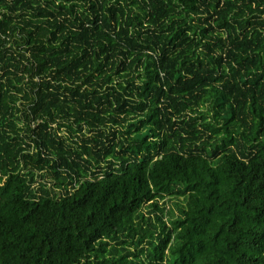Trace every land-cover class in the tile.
Here are the masks:
<instances>
[{"label": "trees", "instance_id": "16d2710c", "mask_svg": "<svg viewBox=\"0 0 264 264\" xmlns=\"http://www.w3.org/2000/svg\"><path fill=\"white\" fill-rule=\"evenodd\" d=\"M0 264H264V0H0Z\"/></svg>", "mask_w": 264, "mask_h": 264}, {"label": "rangeland", "instance_id": "374dc122", "mask_svg": "<svg viewBox=\"0 0 264 264\" xmlns=\"http://www.w3.org/2000/svg\"><path fill=\"white\" fill-rule=\"evenodd\" d=\"M168 205L176 211V207L174 205V202H169Z\"/></svg>", "mask_w": 264, "mask_h": 264}]
</instances>
